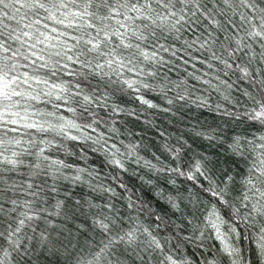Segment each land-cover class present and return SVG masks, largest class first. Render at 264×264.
I'll return each instance as SVG.
<instances>
[{"label": "snow or ice", "instance_id": "snow-or-ice-1", "mask_svg": "<svg viewBox=\"0 0 264 264\" xmlns=\"http://www.w3.org/2000/svg\"><path fill=\"white\" fill-rule=\"evenodd\" d=\"M257 58L264 64V0H0V264H197L179 254V243L172 246L173 239L190 242L191 237L164 236L162 241L150 228L128 223L132 217L112 215V203L70 202V192L60 198L61 181L115 192L92 185L99 172L75 167L53 153L67 152L64 142L71 141L82 145L81 151L90 147L102 153V165L118 172L127 171L124 157H135L140 164V145L112 140L99 127L108 121L96 109L107 107L111 97L129 93H136L135 99L147 109H159L141 91L167 99L182 86L167 103L190 100L187 80L173 81L164 71L178 63L192 80L212 91H220L219 86L205 78L208 73L197 74L198 64L209 69L221 65L217 71L224 77L236 75L249 84L255 95L247 90L243 95L253 106L223 114L264 128V76L250 69ZM189 66L193 71H187ZM215 79L229 90L221 95L230 102L233 84L219 75ZM191 102L209 106L203 96ZM112 112L124 110L113 107ZM196 134L209 141L217 138L215 132ZM245 144L252 145V159L241 180L239 206L225 199L230 175L224 188L204 189L226 208L228 217L215 205L204 217L197 239L203 240L208 230L219 248L201 252L203 264H221L224 257L228 264H264V223L254 234L248 232L257 217L264 220V134L252 140L234 137L229 147L245 157ZM207 161L197 160L188 172L179 167L168 171L192 181L208 180ZM144 166L164 170L150 161ZM112 179L118 181L119 175ZM118 186L127 187L123 181ZM127 207L155 216L157 230L170 228L168 220L142 201L130 196ZM80 214L88 225H79L74 235L66 224ZM241 240L251 241L254 253L246 254ZM203 247L201 243L197 250Z\"/></svg>", "mask_w": 264, "mask_h": 264}, {"label": "trees", "instance_id": "trees-1", "mask_svg": "<svg viewBox=\"0 0 264 264\" xmlns=\"http://www.w3.org/2000/svg\"><path fill=\"white\" fill-rule=\"evenodd\" d=\"M256 50L259 52V48ZM203 58L201 56V59ZM197 68L199 69L197 74L208 73L205 78L211 79L213 84H217L220 91H212L208 86L192 80L187 75L185 66L178 63L171 71L168 69L164 71L173 81L187 80L190 100L175 101L172 105L167 103V99H175L176 91H183L182 86L179 90L174 89L169 92L167 99L159 95L158 92H144L142 90L140 95H144L146 99L159 105V109H147L142 106L135 99L136 93L111 97L106 102L107 107L96 109L99 116L108 121L107 124H101L99 127L112 137V140L118 144L123 141V145L130 143L140 145L137 149L138 156L142 158L140 164L135 163V157H124L127 171L118 172L109 166L102 165L104 158L102 153H93L90 147H84V150L81 151L82 145L71 141L64 142L67 145V152L61 150L53 153V155L75 167L99 172L98 177L91 179L92 185L97 188L100 186L111 187L115 192L113 195L102 190L94 191L88 184L72 185L70 182L61 181L58 185L61 188L60 198L70 192V202L91 200L93 203L101 205L112 203L114 205L112 215L119 214L125 219L132 217V221H128V223L138 222L144 227L150 228L153 234L158 235L162 241L164 236L191 237L190 242L173 239L172 246L175 247L179 243L180 255L192 257L197 264H203L201 252L206 255L210 248L213 251L219 248L218 241L214 238H208V230H205L203 240L197 239L204 223V217L212 210L213 205L216 206L222 216L228 217L226 208L217 203L216 199L204 189L208 187H214L216 190L224 188L226 176L230 175L233 177V181L228 182V194L225 199L239 206L240 200L238 198L242 192L241 180L247 172L248 161L252 159L250 152L252 145L245 144L244 146L245 157L247 158L234 155L229 145L234 137L252 140L264 134V128L246 118L235 119L223 114L226 111L239 114L246 108L253 106L252 102L243 95L244 90L255 95L249 84L239 81L236 75L224 77L221 71H217V68H222L218 64L213 69L199 64ZM250 69L254 75L259 73L264 76V64L260 63L258 58L251 62ZM187 71H193V69L189 66ZM217 75L233 84L230 102L223 99L221 95V92L228 94L229 90L225 85L219 84L215 79ZM152 82L155 83V81ZM198 96L206 97L209 106L197 107L191 102ZM218 104L221 105L220 109L216 107ZM113 107L123 109L124 112H112ZM167 108H171V111L162 110ZM133 110L135 115H127ZM64 114L71 116V113L65 112ZM112 128L118 129V133L114 134L110 131ZM197 132H215L217 138L209 141L203 135H197ZM259 142L257 141V143ZM177 149H179L178 155ZM121 150L125 151L122 145ZM205 157L208 158L205 164L208 180L204 177H198L197 180L192 181L188 180L186 176L168 171L169 168L175 167H179L184 172L194 170L195 162L197 160L204 161ZM144 161H150L157 169L164 170H151L144 166ZM65 171L68 175L74 174L70 170ZM21 172H27V169L22 168ZM117 175H119V180L114 181L112 177ZM85 179H89V177L85 176ZM120 181H123L127 186L126 189L118 186ZM210 181L214 183L210 184ZM51 183L52 181L49 180V184ZM130 196L136 203L142 201L156 215L163 216L169 221L170 228L157 230L154 223L155 216L140 212L136 207L129 209L127 205ZM173 204H178L179 207H173ZM244 211L241 209L242 215ZM262 223L264 220L257 217L255 225L249 228L248 232L254 234ZM81 224L88 225V218L83 214H80L77 219L69 220L66 224V230H71L76 235V229ZM224 230L227 228L225 227ZM79 236L83 241V234H79ZM201 243L204 247L197 250ZM240 244L245 249L246 254L249 251L254 253V245L251 241L241 240ZM41 264H44L43 260ZM128 264L131 262L129 261ZM221 264H228L226 257L222 258Z\"/></svg>", "mask_w": 264, "mask_h": 264}]
</instances>
